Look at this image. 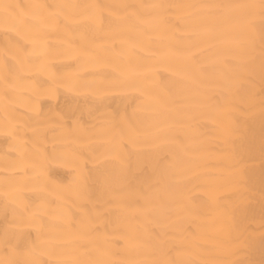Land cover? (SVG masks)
<instances>
[{
    "label": "bare ground",
    "instance_id": "1",
    "mask_svg": "<svg viewBox=\"0 0 264 264\" xmlns=\"http://www.w3.org/2000/svg\"><path fill=\"white\" fill-rule=\"evenodd\" d=\"M0 264H264V0H0Z\"/></svg>",
    "mask_w": 264,
    "mask_h": 264
}]
</instances>
